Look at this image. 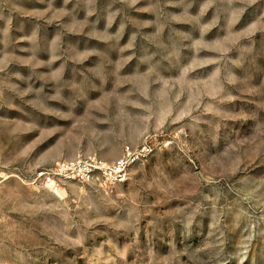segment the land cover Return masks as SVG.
I'll list each match as a JSON object with an SVG mask.
<instances>
[{"label":"rangeland","instance_id":"374dc122","mask_svg":"<svg viewBox=\"0 0 264 264\" xmlns=\"http://www.w3.org/2000/svg\"><path fill=\"white\" fill-rule=\"evenodd\" d=\"M0 264H264V0H0Z\"/></svg>","mask_w":264,"mask_h":264},{"label":"built area","instance_id":"2783aa9c","mask_svg":"<svg viewBox=\"0 0 264 264\" xmlns=\"http://www.w3.org/2000/svg\"><path fill=\"white\" fill-rule=\"evenodd\" d=\"M151 152L145 143L138 149L126 148L123 156L112 163L96 156H88L75 161H66L53 167L39 170L36 181L58 192L61 186L68 183L80 185L98 184L111 189L128 182L134 166L145 161Z\"/></svg>","mask_w":264,"mask_h":264}]
</instances>
